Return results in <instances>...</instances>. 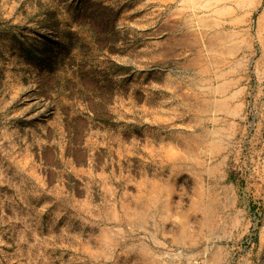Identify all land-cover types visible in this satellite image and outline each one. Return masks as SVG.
I'll list each match as a JSON object with an SVG mask.
<instances>
[{
    "label": "rangeland",
    "instance_id": "obj_1",
    "mask_svg": "<svg viewBox=\"0 0 264 264\" xmlns=\"http://www.w3.org/2000/svg\"><path fill=\"white\" fill-rule=\"evenodd\" d=\"M0 264H264V0H0Z\"/></svg>",
    "mask_w": 264,
    "mask_h": 264
},
{
    "label": "bare ground",
    "instance_id": "obj_2",
    "mask_svg": "<svg viewBox=\"0 0 264 264\" xmlns=\"http://www.w3.org/2000/svg\"><path fill=\"white\" fill-rule=\"evenodd\" d=\"M170 39V38H169ZM183 40V39H182ZM211 40V39H210ZM217 40L215 39V41L214 42H216ZM211 42H213V41H211ZM210 42V43H211ZM217 43H218V41H217ZM214 44V43H213ZM213 46V45H212ZM200 137H201V135H200ZM202 137H203V135H202ZM206 137V136H205ZM190 141V140H189ZM191 142V141H190ZM200 142V141H199ZM143 196V195H142ZM156 201L158 200V195H154V197H153ZM144 204V203H143ZM137 205H138V203H137ZM140 205V204H139ZM138 205V206H139ZM147 205V204H146ZM144 206V205H143ZM145 209V208H144ZM129 212H130V210H128ZM142 211V210H141ZM147 211V210H146ZM151 211V210H150ZM141 213V212H140ZM140 213H138V214H140ZM130 214H131V212H130ZM141 215H142V213H141ZM132 219V218H131ZM142 220V219H141ZM140 221V220H139Z\"/></svg>",
    "mask_w": 264,
    "mask_h": 264
}]
</instances>
